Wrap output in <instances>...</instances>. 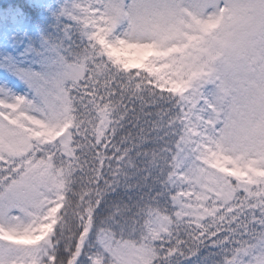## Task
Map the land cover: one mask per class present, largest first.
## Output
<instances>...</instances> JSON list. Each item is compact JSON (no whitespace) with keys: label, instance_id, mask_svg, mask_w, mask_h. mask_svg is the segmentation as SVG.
I'll return each instance as SVG.
<instances>
[{"label":"snow or ice","instance_id":"snow-or-ice-1","mask_svg":"<svg viewBox=\"0 0 264 264\" xmlns=\"http://www.w3.org/2000/svg\"><path fill=\"white\" fill-rule=\"evenodd\" d=\"M0 264H264V0L5 17Z\"/></svg>","mask_w":264,"mask_h":264},{"label":"trees","instance_id":"trees-1","mask_svg":"<svg viewBox=\"0 0 264 264\" xmlns=\"http://www.w3.org/2000/svg\"><path fill=\"white\" fill-rule=\"evenodd\" d=\"M27 2L28 0H0V8H3V12H0V23L3 22L5 17L15 12H23ZM133 71H135V69H133Z\"/></svg>","mask_w":264,"mask_h":264}]
</instances>
